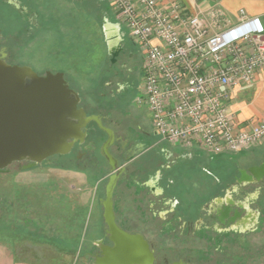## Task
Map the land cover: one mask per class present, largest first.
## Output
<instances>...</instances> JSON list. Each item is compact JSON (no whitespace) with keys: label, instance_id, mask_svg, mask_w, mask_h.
<instances>
[{"label":"rangeland","instance_id":"obj_1","mask_svg":"<svg viewBox=\"0 0 264 264\" xmlns=\"http://www.w3.org/2000/svg\"><path fill=\"white\" fill-rule=\"evenodd\" d=\"M102 2L103 8L109 9V19L116 22L113 13L110 11L111 7L108 0ZM99 10V0H0V55L4 54L5 60L10 64L28 66L35 73L41 75L46 72L58 73L63 70L62 72L65 73L72 88L79 92L84 99L86 107H90L88 103L91 101V103L96 104V108L95 106L94 108L99 113L111 114L105 123L117 133L119 138V141L115 143L117 146L120 147L127 143L129 147H135L134 140L137 139V131H139L142 135L141 138L145 140V144L153 145V149L150 150L155 155L157 150L160 152L162 146H169V144L156 133L148 105L145 102H137L143 97L141 93L143 61L140 48L129 40L128 30L122 26L121 32L125 34L124 52L110 51L107 46L106 35L103 33L105 21H103V17L100 20ZM23 14L25 15L24 18L22 17ZM119 84L122 86L117 92ZM122 112L125 115L128 112L132 114V116H127L123 125L119 124L120 119L125 118ZM130 125H134L137 133L126 131ZM99 134L95 139V152L92 155H90L86 143L81 150L80 157L75 151L68 156H53L38 165H32L28 161L15 163L5 171L0 172V230L4 231L8 227L6 222L7 199L10 198L11 203L14 193L24 189L26 194L30 193V197L37 200L39 197H53L55 192L61 191L64 198L66 197L64 194L68 193L72 196L68 195L67 197L73 198L78 193L85 191L79 189L80 185L76 181L78 174L82 173L83 176L88 175L87 177L91 180L87 184L84 183L85 189L87 192L96 194L94 196L96 198L92 201V206L88 204L85 211L78 212V224L76 226L78 229L86 227L89 232L88 238L91 231L100 229V232L98 231L100 235L95 230L94 236L95 241L101 240L103 235L101 229L105 227V220L102 214L99 215L102 206L99 198L104 199L105 197L107 177L111 171L108 161L102 153L103 143L107 135L101 131ZM117 146L112 145L110 150L117 154ZM206 153L204 158L199 161L196 159L191 164L187 162L186 165L180 164L178 166L175 173L180 175V186H182L184 194L191 195L194 181L205 183L206 180L210 181V179L220 175L224 178L226 174L235 171L236 162L239 161L236 158L238 154L218 158ZM132 154L134 153L126 152V158ZM92 161L93 164H91ZM120 161L121 163L126 162L125 159H120ZM237 174L240 181V172ZM31 181L40 184L39 186L34 185L35 188H33L30 184ZM56 182L58 184H55ZM60 182L61 185H59ZM224 187L225 184L221 188ZM235 191L232 194L224 191L220 195L224 196L226 193L227 198L232 199L235 204L245 207L247 210L243 211L244 219L249 215V208L251 210L257 209L261 214L264 212V193L260 195V199H257V193V196L252 198V194H250L260 191L258 185L244 186L238 184L235 186ZM52 202L54 204V201L50 200V203ZM64 202L69 205L68 200L63 199L62 206L65 205ZM215 202L213 200L207 201L205 205L207 215L211 214L212 210L220 208ZM70 209V206H67L61 221L62 229L69 233V226L73 227L76 223V218L71 216ZM194 212L195 209H193ZM128 217L132 222L133 213L130 212ZM263 217L264 213L261 215V218ZM206 223L210 224L208 220ZM152 224L153 228L150 226V229H159L162 226L159 219L153 221ZM17 226L18 230L21 231V224ZM192 227L196 230L197 225L194 224ZM260 227H262V231L258 230L255 234L242 233L237 234V236L226 234L224 237L227 239L229 237L235 238L236 247L231 246L228 253H234L238 257L237 264H264V220H262ZM148 230L147 236L151 241L156 242L162 239L166 243L168 238L159 239ZM68 232H63L62 236L67 237L65 233ZM211 236H215V234L212 233ZM246 242H248L247 247ZM242 244L243 246H241ZM166 246L167 248H179L183 246V243L169 240ZM189 246L192 248L194 243L191 242ZM196 247L207 249L206 245L201 243H198ZM242 247H246V249H241ZM210 251L207 250L206 252L214 255L213 258L223 257L214 251V247ZM93 253L100 254L101 251L94 245ZM79 255L81 256L73 259L70 264H96L94 257H82L85 255V251ZM82 258L85 260L83 261Z\"/></svg>","mask_w":264,"mask_h":264},{"label":"built area","instance_id":"obj_2","mask_svg":"<svg viewBox=\"0 0 264 264\" xmlns=\"http://www.w3.org/2000/svg\"><path fill=\"white\" fill-rule=\"evenodd\" d=\"M110 11L140 48L142 99L158 135L172 146L235 155L264 141V119L240 128L236 92L264 69V24L240 11L238 23L217 30L163 0H108ZM218 18L217 13H212Z\"/></svg>","mask_w":264,"mask_h":264},{"label":"crops","instance_id":"obj_3","mask_svg":"<svg viewBox=\"0 0 264 264\" xmlns=\"http://www.w3.org/2000/svg\"><path fill=\"white\" fill-rule=\"evenodd\" d=\"M102 1L104 0H99V11L100 20L103 17V21H105L103 33L106 35L109 50L115 51L116 48L111 47L112 41H121L125 34L121 32L122 26L117 21L112 22L109 19V9L103 8ZM175 1L182 5L186 14L206 17L214 30L238 23L241 10H244L249 16L259 17L264 24V0H163V3ZM212 13H217L218 18H214ZM232 111L237 125L243 129H248L264 119V69L258 71L252 85L236 92ZM123 112L125 111L123 110ZM124 116L127 118V114ZM137 132V139L134 140L135 147L128 146L129 149L126 147L125 153H134L129 156V158L136 157L132 163V169H141L142 179L138 182V179L134 177L139 184L134 185L137 187L134 190L135 195L132 190H129L132 195L129 193L123 197L125 203L122 207L127 217L130 212L133 213V223L136 221L138 210L148 208L152 212L153 221L159 219L162 223L161 227L164 229L186 222H194L195 225H198V209L203 204L206 205L207 201L218 202L215 198L221 197L223 184L238 179V172H240L241 179L243 171L247 172L249 179L253 180L248 169L264 164L263 141L249 150L238 153L236 158L239 161L236 162L235 171L231 174H226L224 178L221 175L216 176L210 181L206 180L205 183L194 181V188L189 196L183 193L182 186H180V175L175 172L180 164L186 165L187 162L191 164L196 159L198 161L203 159L206 151L201 148L185 149L169 144V146H162L160 152L157 150V153L153 155L150 150L153 149V145L145 144L141 133ZM211 156L222 158L232 155ZM87 176H83L82 173L78 174L76 181L80 185L79 189L85 191L78 193L73 198L67 197L68 195L72 196L70 193L64 194L66 196L64 198L60 191L55 192L54 198L39 197L34 200L30 197V193L26 194L24 189H21L22 191L19 190L13 194L11 203L10 198L7 199L6 222L8 227L4 231L0 230V264H70L73 259L81 256L79 253L81 254L82 251H85V255L82 257H93L94 245L99 248L104 237V229H101V234H103L101 240L95 241L94 232L96 229L91 231L88 238V229L86 227L78 229L76 226L78 212L85 211L88 204L92 206V201L96 198L94 197L96 194L87 192L85 189L84 183L87 184L91 181ZM30 184L35 188L34 185L39 186L40 183L31 181ZM61 184L60 182L59 185ZM117 188L119 191H127L126 183L125 186L124 183H120ZM255 195L252 194L251 197ZM63 199L68 200L69 205L64 202L65 205L62 206ZM50 200L54 201V204L50 203ZM99 201L101 204L102 198H99ZM218 204L220 203L218 202ZM67 206L71 208V216L76 218L75 225L69 226L70 233L61 227L62 216H64ZM49 207L50 209H48ZM193 209H195L194 213ZM101 214L104 216L102 206L99 215ZM249 214L253 219L250 222L256 224L258 213L252 211ZM152 216L144 219L150 220ZM128 220L131 221L129 217ZM20 224L21 231L17 228V225ZM99 230H96L97 233L100 232ZM63 232H68L65 233L67 237L62 236ZM84 258H82L83 261Z\"/></svg>","mask_w":264,"mask_h":264},{"label":"water","instance_id":"obj_4","mask_svg":"<svg viewBox=\"0 0 264 264\" xmlns=\"http://www.w3.org/2000/svg\"><path fill=\"white\" fill-rule=\"evenodd\" d=\"M77 92L62 72L38 76L30 67L8 65L0 59V172L15 162L42 164L56 155L70 154L77 142L85 143V129L91 122L107 133L102 153L115 173L109 177L104 200V220L112 246L102 245L96 264H153L154 256L143 236L130 234L116 223L113 195L122 169L110 153L114 132L97 116L79 108ZM258 180L264 178V164L248 169ZM242 172L241 182H249Z\"/></svg>","mask_w":264,"mask_h":264},{"label":"flooded vegetation","instance_id":"obj_5","mask_svg":"<svg viewBox=\"0 0 264 264\" xmlns=\"http://www.w3.org/2000/svg\"><path fill=\"white\" fill-rule=\"evenodd\" d=\"M124 38L121 39V41H116L113 40L111 47L112 48H116L117 51L119 52H124ZM130 40V39H129ZM131 41V40H130ZM132 42V41H131ZM133 43V42H132ZM129 56H131L130 52H128ZM0 59L3 60L4 62L5 60V55L2 54L0 55ZM143 61V60H142ZM8 65H17V64H10L7 61L5 62ZM18 66H25V65H18ZM125 66V65H124ZM28 67V66H27ZM63 70H61L60 72H62ZM47 73V72H46ZM45 74H38L36 73L38 76H45ZM64 73V72H62ZM65 75V73H64ZM65 79L68 83V85L70 86L71 89L72 86L70 85V82L67 80V77L65 75ZM120 86H122L121 84L118 85V91H120ZM75 92H77L75 89H73ZM79 94V92H77ZM81 102L79 104V108H82L86 114L88 116H97L98 118L101 119V122L103 123V125L109 129H111L112 127H110L108 124L106 125V121L108 120V116L111 117V114L109 115H103L101 113H99L97 110H95L96 108V104L95 103H91V101L88 103V106L90 107H86L84 104V99H82L81 95L79 94ZM111 100V99H109ZM90 104V105H89ZM95 106V108H94ZM92 108V109H91ZM130 116V112L127 113V116ZM126 119V118H125ZM125 119L120 120L119 124L123 125L125 123ZM118 122V120H117ZM112 130V129H111ZM86 133H87V137L85 139V143L84 144H80L79 142H77L75 144V146L73 147L72 151L70 154H67L65 156L71 155L73 152L77 151V154H79V157L81 156V150L83 148V146L86 144V146H88L89 148V153L90 155H92L95 152V139L100 135L99 132H103L107 135L106 132H104L96 122H91L90 124H88L87 128L85 129ZM113 131V130H112ZM126 131H128L130 133V131L132 132H136L137 129L133 126H129L126 128ZM114 135H115V141L113 143V146H117L115 143L117 141H119V138L117 137V133L115 131ZM108 139V135L107 138L104 140V143L107 141ZM103 143V144H104ZM115 144V145H114ZM129 145H127V143L121 145L120 147L117 146V154L113 153L110 150L111 155L117 159L118 161V165L119 167L122 169L117 187L119 186L120 183H126V187H127V191H119L117 190L118 188L116 187L114 195H113V202H114V212H115V217H116V223L117 225L124 231L130 233V234H137V235H141L144 237V239L148 242L149 247L151 252L153 253L154 256V261L153 264H205V263H209V262H214L215 264H237L236 261L238 260V257L234 254V253H228L229 249H231V246H233L234 248L236 247V241L235 238L233 237H229V239L224 238L226 237V234H234L235 236H237V234H242V233H256L258 230L262 231V220H264V217L261 218V215L264 213H260L259 210L255 209V210H251L249 208V213H251L252 211L256 212L258 211V221L256 222V224L251 223L250 221L253 220L251 218V215L249 214L247 218L244 219L243 216V211H246L247 209L245 207H242L239 204H235L234 201L230 198H227V194L226 193H230L232 194V192H236L235 191V186H237L238 184L240 185H249V186H253V185H258V189L260 190L259 192H251L250 194H258L255 195L260 199V195H262L264 193V178L261 180L256 179L255 177H253V180H251L250 182H241V180L239 181L238 179H235L229 183L225 184V187L222 188V192L226 191V193L224 194V196L221 197H217L215 198V200H218V202L220 204H218V202L216 203V205H219L220 208L218 210H212V212H210L211 214H206L205 213V205L203 204L202 207H200L198 209V219H199V224L197 225V228L195 230V228H193L192 226L196 223L194 222H186L183 224H174L172 227H168L167 229H164L163 227L160 226L159 229L154 228L153 227V216H152V212L147 208H141L138 210V213L136 215V221H134V224H132L133 222L128 220V217L126 216V212L123 210V204L125 203L124 200V196L129 195V190H132V192L134 193L135 188L137 189L136 186L134 185H139L138 182H140V180L142 179V177L140 176V174L142 173L141 169H132V163L134 162L136 157H132L129 158L125 156V148L128 147ZM140 146V145H139ZM120 159H125L126 162L121 163ZM26 162V161H24ZM15 163H22V162H15ZM13 163V164H15ZM94 162L92 161L91 164H93ZM12 164V165H13ZM108 165L110 167V171L111 173L109 174V176L107 177V183L109 180V177L114 174L115 172L111 170V166L108 162ZM260 166V165H258ZM10 167V166H9ZM138 171V172H137ZM134 177L136 179H138V182L135 181L136 179H134ZM135 181V183H134ZM261 192V193H260ZM260 193V194H259ZM131 194V193H130ZM141 194V192H140ZM106 195V193H105ZM132 195V194H131ZM135 195V193H134ZM139 195V194H138ZM252 198V197H251ZM264 198V197H263ZM104 199H102V207H103V211H105L104 208ZM142 203V200L140 201ZM210 209H212V207H210ZM152 216V219L147 220L144 218H150ZM206 220H208V222H210V224L206 223ZM201 222V224H200ZM250 222V224H249ZM152 224V225H151ZM249 224V225H248ZM248 225V226H247ZM152 227L151 229L149 227ZM149 228V230H148ZM107 224L105 223V227H104V238L102 239L101 243L99 244V249L101 251V246L102 245H109L112 246L111 242L108 239V234H107ZM192 229V230H191ZM147 230L152 232V235H154L155 237H159V239H161L162 237H166L168 238L167 241L171 240V241H176V242H182L183 246L179 247V248H167L165 241L161 240H157L156 242L151 241L148 236H147ZM194 230V231H193ZM208 233H214L215 236H211V234L208 235ZM234 236V237H235ZM191 238V239H190ZM224 238V239H223ZM194 243V246H192V248L189 246V244ZM196 242V243H195ZM185 243V245H184ZM201 243L202 245H206V250L205 248H197V244ZM225 243V245H224ZM246 247L248 245V242L245 243ZM187 246V248H186ZM243 246V244L241 245ZM196 247V248H195ZM214 247V251L216 253H218L219 255H223V257H214V255H212L210 252V250H212V248ZM246 247H242L241 249H246ZM264 249V247H263ZM210 251L209 253H207L206 251ZM101 256L100 254H94L93 253V257L96 260L97 257ZM173 258V259H171ZM244 258V257H243Z\"/></svg>","mask_w":264,"mask_h":264},{"label":"trees","instance_id":"obj_6","mask_svg":"<svg viewBox=\"0 0 264 264\" xmlns=\"http://www.w3.org/2000/svg\"><path fill=\"white\" fill-rule=\"evenodd\" d=\"M22 17L24 18V17H25V15L23 14V15H22Z\"/></svg>","mask_w":264,"mask_h":264}]
</instances>
